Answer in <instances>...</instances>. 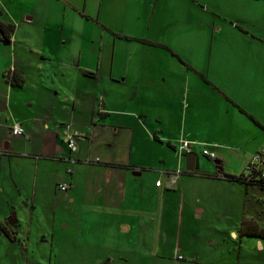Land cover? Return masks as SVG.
Returning <instances> with one entry per match:
<instances>
[{"label":"crops","instance_id":"crops-1","mask_svg":"<svg viewBox=\"0 0 264 264\" xmlns=\"http://www.w3.org/2000/svg\"><path fill=\"white\" fill-rule=\"evenodd\" d=\"M0 8L7 17L0 21L15 26L10 40L0 36V223L9 231L0 226V246L6 237L11 247H23L29 262V243L23 231L11 225L19 213L11 212L43 200L38 193L45 188V163L85 161L91 154L96 158L89 157L94 176L85 180V227L94 228L93 218L100 217L102 227H112L120 237L131 231L138 217L156 227L171 214L175 260L180 264H264V237L241 231L244 218L264 226V187L217 173L220 159L225 173L247 175L253 155L264 148V129L249 117L264 126V0H156L148 7L150 32L141 27L130 36L159 45L135 41L133 48L132 39L115 28L111 35L78 32L77 22L84 16L72 20L71 11L78 8L75 0H7ZM135 13L137 20L144 19L143 11ZM205 40L210 42L209 57L200 49ZM14 73L23 79L22 85L8 78ZM91 84L94 99L77 96L91 91ZM27 87L33 94L21 96ZM14 96L36 106L34 118L17 115ZM72 117L69 124L58 123ZM47 121L53 122L50 128ZM43 122L49 128L39 135L45 141L43 150L26 153L13 138L31 141L30 133L38 132ZM16 125L25 128L24 135L11 132ZM60 127L66 148L56 152L47 143L63 141ZM79 128L88 135L77 136ZM68 134L85 141V156L77 154L78 148L70 150ZM184 142H191V152L196 153L194 171L186 167L189 153L180 150ZM205 149L216 158L207 156ZM26 156L31 157L28 170L18 169L17 160ZM177 170L181 173L171 185ZM151 174L156 178L154 190L142 182ZM67 183L71 186L72 178ZM158 190L170 194L160 192L158 199ZM178 209L173 221L172 210ZM165 228L161 223L159 229ZM155 241L145 242L144 248L152 253ZM99 243L106 250L102 256L111 250L119 254L106 259L97 255V264H126L125 247L133 246L134 252L140 245L121 243L113 234Z\"/></svg>","mask_w":264,"mask_h":264},{"label":"rangeland","instance_id":"rangeland-1","mask_svg":"<svg viewBox=\"0 0 264 264\" xmlns=\"http://www.w3.org/2000/svg\"><path fill=\"white\" fill-rule=\"evenodd\" d=\"M16 1L18 3L28 2L31 4L32 0ZM61 1L64 2V0ZM85 1L86 0H75L76 7L78 8H74V11H71L73 14L71 16L72 20L77 17L82 18L83 16L84 20H89L84 21L81 19L83 21L77 22L78 32H87L93 35L99 33H107L111 35L115 32H113V29L115 28L118 29L122 34L130 36L140 32L141 27L145 28L147 33L150 32L148 7H153L156 0H87L88 7L86 9L84 8ZM3 2L7 4V0H1L0 4ZM101 3L103 7L101 6ZM13 5L14 4L10 2V7ZM137 11L144 12V14H142L144 16L143 20L140 21L136 19L138 14L135 12ZM6 12H9L8 8H6ZM3 13L4 12H2V9L0 8V19L3 16L2 19L5 20L7 17H5ZM84 22H86L85 24H87V26L83 25ZM47 32L49 31L47 30ZM130 37L136 38L135 36ZM135 41L139 40L132 39V41H130L132 48L136 44ZM97 44L98 40L96 39L95 45ZM200 49H203L204 52L207 53V57H209L210 42L206 40L203 41ZM198 62L202 64L201 59H199ZM16 90L18 92L23 89ZM79 92L83 91L79 90ZM20 94L21 96L30 97L33 93L30 91V88L27 87L25 93ZM77 96L85 99H94L96 93L93 84H91V91L86 93L85 96ZM13 102L16 104L18 102L17 115L27 116L30 118L35 117L37 108L34 104L33 106H30V102L27 103L23 98H17V96H14ZM91 111L92 109L89 110V112ZM19 118L20 117L18 116V119ZM63 118H60L58 123L64 122L66 125L71 122V119H73V117L67 120H64ZM45 123L46 122H43L38 126V132L30 133V139H32L31 141H26V138L24 137H15L13 140L18 143L20 148L25 150L26 153H28V151L32 152L35 149L43 150L42 147L44 146L45 141L44 138L39 135H43L44 131L48 130L52 126L53 122L47 121L49 128H45ZM70 125H72V123ZM53 127H55V125ZM53 129L55 128H52V130ZM58 131L61 134L60 137L63 141H59V145H56V143L53 141L48 142L47 145L50 146L51 149H55L56 152H62V150L66 148V146L62 143L65 142V140L64 137H62L61 127ZM76 134L77 136L80 135L82 138H84V135H88L85 128H79L78 131L76 130ZM74 140L78 148L77 154L80 155L82 153L81 155L85 156V153L88 152L86 151L87 149L85 150V141L81 139L79 140L78 138L76 139V137ZM98 156L99 159L102 158L101 155ZM89 157L96 158V155L92 156L91 154H88L84 159L85 161L77 160L73 163H71L70 160L64 159H57L54 163H45L46 167L44 170L47 171L43 176L45 188L43 189V193H41V191L38 193L44 197L43 200L37 202L34 204V206L31 203L24 204L23 207L21 205L18 207V210L11 212V215L14 213L17 215L19 213L18 219L15 220L16 222L12 223L11 225L14 229L24 232L20 233L22 234V237L25 238L24 241H28L29 243V262H26L25 253L22 246L11 247L8 239L3 237V242L0 246V264H97L94 257L101 255L102 253H106V250H103L104 245L102 246V244L99 242L101 239L107 238L111 234H113V237L118 239V241L121 243H128L130 241H136V243H140V245L138 244V250H135L134 252H131L133 251V246L125 247L126 254L128 256V261L126 264H180L181 261L175 260L177 257L175 256L176 252H174L176 233L170 232V223H172V221H169V217L171 214L168 216V218L164 216L163 220H159L157 225L155 224L156 227L151 225L147 218L138 217L135 224H133L131 231H129V233H122L123 235L120 234V237H118V234H116L117 232H115L112 227L108 230L103 228L100 217L93 218L94 224L92 226H94V228L85 227L87 222L81 218V211L88 208L83 197L87 191L85 188V180L86 177L92 179L94 176L93 171L89 167V162L91 161ZM28 158L31 157L26 156L18 159L16 162V167L25 171L28 170L29 163L31 162ZM208 161L213 160L209 159ZM262 166L264 168V164ZM42 168L43 167L41 166L40 170ZM69 169H72V175H70ZM11 170L12 168L9 166L7 176L10 180V183ZM35 170L32 172V183L30 186L33 189V192L34 182L36 180ZM49 172L50 174H48ZM69 178H72V185L66 191L61 190L59 184L67 182ZM155 179V175L151 174L146 180H142V182L150 190H152V188L154 190ZM90 189L93 191L91 186ZM174 189H171V192H175ZM99 191L100 190H95V192ZM160 192L170 194V192L166 193V190H158V199H160ZM152 194L154 195V192ZM262 199L263 201L260 206H262L264 209V191ZM179 211L180 209L172 210L173 221L176 220L175 217ZM4 212L7 213L8 210H5ZM73 215L76 217H73ZM67 222H69L70 225L66 229L62 228L61 226H64ZM161 223L166 226L163 231L159 229ZM54 229L59 232V235H56L55 237L53 236ZM81 231H84V233L82 234ZM153 239H156V241L155 244H151L153 249V252L151 253L148 248H144V244L145 242H148L149 240L151 241ZM92 244L93 247H91ZM95 245H98V247L95 248ZM157 246H159L158 249ZM110 254L118 257L119 253L116 251L113 252L111 250L109 255ZM180 254H183V252H180ZM109 255L101 256L103 259H106Z\"/></svg>","mask_w":264,"mask_h":264},{"label":"trees","instance_id":"trees-1","mask_svg":"<svg viewBox=\"0 0 264 264\" xmlns=\"http://www.w3.org/2000/svg\"><path fill=\"white\" fill-rule=\"evenodd\" d=\"M14 30H15V26L13 24H8V23H4V22H1L0 21V36H2L4 39L10 40V36L14 32ZM116 35H118V34H116ZM123 37L128 38V39H137V40H139L141 42L148 43V44H152V45H159V44H157L155 42H151V41H149L147 39H144V38H137V37L136 38H133V37L126 36V35H124ZM162 46L167 47L168 49H170L168 46H165V45H162ZM174 54L182 61L183 64L186 65L187 68L193 69V67L190 64H188L177 53H174ZM8 78L13 83H15L17 85H22V83H23V79L18 78V76L16 75V73L9 74L8 75ZM242 111L245 112V110H243V109H242ZM249 117L251 119H253V121L257 125H259L261 128L264 129V126L260 122H258L252 115L249 114ZM217 162H218V164H217L218 172L217 173L218 174H222V175H219V176L224 177L225 179L233 180V181H241V182H244V183H246L248 185L249 184L250 185L251 184H257V185H260V186L264 187V183H259V181L257 180V177L259 176L260 171H254L251 174L253 176V178L250 179V180H247L248 178L245 176V174H241V175L238 176V175H234V174H227V173H225L224 170H223L222 161L220 159H218ZM1 225L2 224L0 223V226ZM4 230H5L6 233H9V231L7 229H4ZM241 231H242L243 234H246V235L264 237V226H261L256 220L251 219V218H244L243 219V221L241 223Z\"/></svg>","mask_w":264,"mask_h":264},{"label":"built area","instance_id":"built-area-1","mask_svg":"<svg viewBox=\"0 0 264 264\" xmlns=\"http://www.w3.org/2000/svg\"><path fill=\"white\" fill-rule=\"evenodd\" d=\"M68 128H70V125H68ZM11 132L14 135H24L25 128L22 125H16L12 128ZM74 138H75L74 134H68L67 136V143L72 152L76 151L77 149ZM180 150L184 153H190L191 152V142L182 143L180 146ZM204 153L212 159L216 158V153L211 152L208 149H205ZM263 164H264V148L261 149L259 152H257L255 155H253L251 162L247 165L246 170L248 174L247 175L245 174V176L248 178L247 180H250L253 178L251 174L254 171H260V174L257 177V180L259 181V183H264V169L262 166ZM69 173H72V169H69ZM180 173L181 171L177 170L171 174V178H170L171 185H174L177 182V179ZM157 185H161L160 180L157 182ZM59 187L61 190H67L70 187V183L65 182L63 184H59ZM182 257L183 256L181 255L179 256V258H182Z\"/></svg>","mask_w":264,"mask_h":264},{"label":"water","instance_id":"water-1","mask_svg":"<svg viewBox=\"0 0 264 264\" xmlns=\"http://www.w3.org/2000/svg\"><path fill=\"white\" fill-rule=\"evenodd\" d=\"M195 161H196V153L190 152L187 156V170L194 171L195 169Z\"/></svg>","mask_w":264,"mask_h":264},{"label":"flooded vegetation","instance_id":"flooded-vegetation-1","mask_svg":"<svg viewBox=\"0 0 264 264\" xmlns=\"http://www.w3.org/2000/svg\"><path fill=\"white\" fill-rule=\"evenodd\" d=\"M12 221V220H11ZM1 227H2V225H1Z\"/></svg>","mask_w":264,"mask_h":264}]
</instances>
